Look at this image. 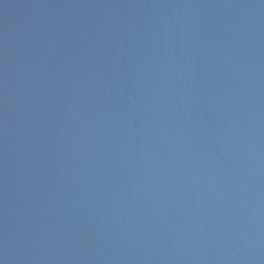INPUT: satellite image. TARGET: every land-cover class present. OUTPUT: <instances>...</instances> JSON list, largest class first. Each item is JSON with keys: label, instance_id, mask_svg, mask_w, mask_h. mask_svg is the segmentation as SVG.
<instances>
[{"label": "water", "instance_id": "water-1", "mask_svg": "<svg viewBox=\"0 0 264 264\" xmlns=\"http://www.w3.org/2000/svg\"><path fill=\"white\" fill-rule=\"evenodd\" d=\"M0 264H264V0H0Z\"/></svg>", "mask_w": 264, "mask_h": 264}]
</instances>
